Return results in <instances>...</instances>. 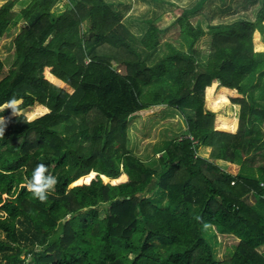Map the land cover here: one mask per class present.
<instances>
[{"label":"trees","instance_id":"trees-1","mask_svg":"<svg viewBox=\"0 0 264 264\" xmlns=\"http://www.w3.org/2000/svg\"><path fill=\"white\" fill-rule=\"evenodd\" d=\"M56 1L0 5V37L22 22L14 60L5 68L0 58V106L12 98L31 106L6 118L0 137V264H264V109L243 95L250 75L264 78V0L253 21L205 27L188 18L199 4L183 8L172 22L176 46L161 42L151 19L133 33L107 0H76L54 14ZM205 34L210 48L199 60L193 45ZM213 79L238 106L217 113L225 128L236 119L233 132L204 107ZM216 90V82L206 88V103L219 110L227 101ZM159 105L186 113L187 129L153 168L130 150L128 128ZM201 143L209 158L196 153ZM38 163L57 178L43 202L24 186ZM254 166L257 176L248 174ZM90 172L89 182L69 186ZM121 172L123 182L101 178ZM157 189L163 201L151 198ZM212 230L230 236L224 258L213 253Z\"/></svg>","mask_w":264,"mask_h":264},{"label":"rangeland","instance_id":"rangeland-1","mask_svg":"<svg viewBox=\"0 0 264 264\" xmlns=\"http://www.w3.org/2000/svg\"><path fill=\"white\" fill-rule=\"evenodd\" d=\"M111 3L116 11L120 12L121 18L126 20V24L132 32L139 33L144 30L148 24V19L153 20L159 28L163 29L161 34V42L170 41L175 46L180 43L179 28L172 24L175 17H177L183 8H191L197 6L196 11L189 14V20L195 25L197 23L205 27L209 23L231 22L237 19L255 20L258 7L261 0H107ZM76 0H69L68 3L57 0L53 5L51 11L54 14H59L64 9H68L74 5ZM22 3L18 2L15 5V10L21 8ZM22 22L10 29L8 33L0 37V58L3 60L5 68L14 60V47L13 37L20 28ZM201 42V41H199ZM203 43V42H201ZM204 44V43H203ZM160 55L159 49L152 53L151 59H155ZM259 77V76H258ZM229 98V96H228ZM230 101V100H229ZM231 102V101H230ZM232 103V102H231ZM231 112H234L235 105L230 106ZM31 108L27 107L20 109L25 112ZM179 114H178V113ZM151 113V112H150ZM172 109L164 110L159 113H153L147 117L135 118L130 121L129 133V147L130 150L139 156L146 164L156 168L158 166V156L160 149H162L171 139L183 135L187 129L186 113ZM215 114V113H214ZM13 116L10 113L3 115L5 119ZM217 114H215V121L219 128L227 129L229 127L219 126L217 122ZM235 120V119H233ZM223 123V122H222ZM220 123V124H222ZM94 172L88 173L83 179H79L74 183H82L89 181ZM123 173V172H122ZM257 176L258 172L248 173ZM125 175H118L115 183L123 182L126 180ZM102 178V176H101ZM125 178V179H124ZM103 180V179H102ZM104 181V180H103ZM108 182V181H104ZM115 184L113 182H109ZM264 185V184H263ZM162 190H155L150 194L154 201H163L165 199ZM252 198L253 195L248 194L247 199ZM250 202H253L249 200ZM213 234L210 235L209 241L212 245L213 253L216 258H224L226 253L230 251L229 241L230 236L217 234L212 230ZM4 233L0 231V237ZM264 250V246L260 248ZM30 261V258L28 259Z\"/></svg>","mask_w":264,"mask_h":264},{"label":"crops","instance_id":"crops-1","mask_svg":"<svg viewBox=\"0 0 264 264\" xmlns=\"http://www.w3.org/2000/svg\"><path fill=\"white\" fill-rule=\"evenodd\" d=\"M6 0H1L0 1V5ZM25 3V2H24ZM23 6V4L21 5V7ZM119 12V11H118ZM120 14V12H119ZM121 17V15H120ZM121 20L125 23L126 20H124L123 18H121ZM20 22H18L19 24ZM126 24V23H125ZM264 24V23H263ZM127 25V24H126ZM128 26V25H127ZM203 26V25H202ZM143 30H140L139 33H136V32H133L135 34H140ZM210 35L209 34H205V35H202L201 37H199V39H197V41L194 43L193 45V53L194 55L199 58V60H204L207 53L209 52V48H210ZM260 40L262 42H264V32L263 34L261 35L260 37ZM203 43H201V42ZM259 76V77H258ZM262 79H264L263 77H260L259 73H255L254 75H250L246 80L245 82H247V88H245V90L243 91V95L244 97L247 99L248 103L251 104L252 106L254 105L255 107L259 108V109H264V86L262 85ZM214 82L217 83V90H220V92H222L224 95H225V100L228 102H226V106L223 104V106L219 109V110H214V108H210L207 106V103H206V88L213 84ZM250 82V84L248 83ZM207 85L204 89V107L211 111L213 114H217V113H221L223 115H227V107H229V103H230V106L232 105H235L236 108H234L235 112L238 108V106L234 103H231L229 101V98H228V93H226V91L223 89V87L220 85L219 81L217 79H213L211 81V83ZM216 90V91H217ZM232 104V105H231ZM168 109H172L175 111V116L177 115L176 111H179L176 107L174 106H169V105H159V106H151L150 108H148L144 113L136 116L135 118H142L143 117H147L149 115H152L153 113H159L161 111H164V110H168ZM151 112V113H150ZM153 114V115H154ZM179 114V113H178ZM214 114V116H215ZM135 118H133L132 120H134ZM131 120V121H132ZM215 124H216V121H215ZM217 125V124H216ZM218 127V126H217ZM219 128V127H218ZM217 128V129H218ZM236 128V119L234 120L232 126L230 128H227V129H223V128H220L222 130H228V131H231L233 132ZM161 153V152H160ZM196 153L199 154L200 156H203L205 158H209L210 156V153H211V146L210 145H207V144H199L197 146V150H196ZM212 161H214L215 163H217L222 169L226 170V171H229L233 174H237L240 172V165L238 163H235V162H231L229 160H226V159H221V158H212L211 159ZM263 161V160H261ZM255 166L257 164H254ZM254 166V170H256V167ZM122 176L125 175L124 177L127 179V175L126 173H120ZM119 174V175H120ZM117 177V176H116ZM124 178V179H125ZM124 181V180H122ZM115 183V182H113ZM249 200L253 201L254 200L252 198H250ZM217 234H219V232H216ZM221 234V233H220Z\"/></svg>","mask_w":264,"mask_h":264},{"label":"clouds","instance_id":"clouds-1","mask_svg":"<svg viewBox=\"0 0 264 264\" xmlns=\"http://www.w3.org/2000/svg\"><path fill=\"white\" fill-rule=\"evenodd\" d=\"M22 99L12 98L7 101L3 106H0V111L10 109L11 114L14 116L22 115L19 105L22 103ZM5 118L0 117V137L4 136L5 131ZM47 166L44 163H38L32 171L31 178L25 177V187L41 202L47 199V195L50 191L54 190L57 183V178L53 175L47 174Z\"/></svg>","mask_w":264,"mask_h":264},{"label":"bare ground","instance_id":"bare-ground-1","mask_svg":"<svg viewBox=\"0 0 264 264\" xmlns=\"http://www.w3.org/2000/svg\"><path fill=\"white\" fill-rule=\"evenodd\" d=\"M90 175H86V177L88 178ZM102 176V179L104 180V181H108V182H114L115 180H117L116 179V177H109V176H106V175H101ZM85 176H80L78 179H76L74 182H76L77 180H79V179H83Z\"/></svg>","mask_w":264,"mask_h":264},{"label":"water","instance_id":"water-1","mask_svg":"<svg viewBox=\"0 0 264 264\" xmlns=\"http://www.w3.org/2000/svg\"><path fill=\"white\" fill-rule=\"evenodd\" d=\"M95 175V172L92 174V176H91V178L93 177ZM90 178V179H91ZM90 181V180H89ZM89 181H84V182H89ZM83 183V182H82ZM75 184H77V183H74V182H72L69 186H73V185H75Z\"/></svg>","mask_w":264,"mask_h":264},{"label":"built area","instance_id":"built-area-1","mask_svg":"<svg viewBox=\"0 0 264 264\" xmlns=\"http://www.w3.org/2000/svg\"><path fill=\"white\" fill-rule=\"evenodd\" d=\"M60 1H61V2L64 1V3H68V2H69V0H60ZM189 137L192 138V136H190V135H189ZM261 184H263V183L261 182Z\"/></svg>","mask_w":264,"mask_h":264}]
</instances>
